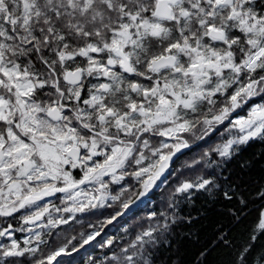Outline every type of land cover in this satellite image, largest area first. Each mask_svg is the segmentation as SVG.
<instances>
[{
    "label": "snow or ice",
    "instance_id": "obj_1",
    "mask_svg": "<svg viewBox=\"0 0 264 264\" xmlns=\"http://www.w3.org/2000/svg\"><path fill=\"white\" fill-rule=\"evenodd\" d=\"M0 264H264V0H0Z\"/></svg>",
    "mask_w": 264,
    "mask_h": 264
},
{
    "label": "trees",
    "instance_id": "obj_2",
    "mask_svg": "<svg viewBox=\"0 0 264 264\" xmlns=\"http://www.w3.org/2000/svg\"><path fill=\"white\" fill-rule=\"evenodd\" d=\"M259 149V146L258 145H254L252 149H250V151H256ZM255 217V211L252 212L251 214V218H254ZM218 252H220V256H221V260H225L226 259V256L224 255V253L221 251V250H218ZM191 256H192V250L189 251V259H191ZM73 259H79V257H76L75 255L73 256Z\"/></svg>",
    "mask_w": 264,
    "mask_h": 264
}]
</instances>
